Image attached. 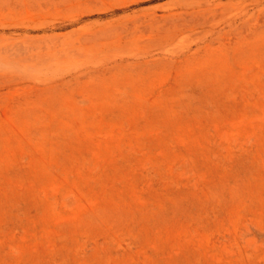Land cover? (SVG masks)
Instances as JSON below:
<instances>
[{"label": "rangeland", "instance_id": "obj_1", "mask_svg": "<svg viewBox=\"0 0 264 264\" xmlns=\"http://www.w3.org/2000/svg\"><path fill=\"white\" fill-rule=\"evenodd\" d=\"M0 264H264V0H0Z\"/></svg>", "mask_w": 264, "mask_h": 264}]
</instances>
